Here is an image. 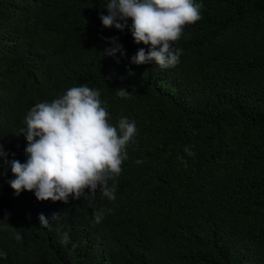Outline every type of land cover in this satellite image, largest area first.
I'll return each mask as SVG.
<instances>
[{
    "label": "trees",
    "instance_id": "trees-1",
    "mask_svg": "<svg viewBox=\"0 0 264 264\" xmlns=\"http://www.w3.org/2000/svg\"><path fill=\"white\" fill-rule=\"evenodd\" d=\"M106 3L0 0L9 159L27 158L31 107L73 86L99 89L112 124L126 116L137 126L122 172L108 181L112 201L99 189L68 203L15 195L0 158V264H264V0H203L201 19L175 42L180 63L166 69L130 62L148 46L102 26ZM108 37L126 54L105 55ZM65 232L71 243L61 242Z\"/></svg>",
    "mask_w": 264,
    "mask_h": 264
},
{
    "label": "clouds",
    "instance_id": "clouds-1",
    "mask_svg": "<svg viewBox=\"0 0 264 264\" xmlns=\"http://www.w3.org/2000/svg\"><path fill=\"white\" fill-rule=\"evenodd\" d=\"M202 7L203 0H107V14L101 13L99 18L103 27H115L121 32L127 29L136 44L148 46L147 51L139 48L130 58L131 63L152 62L166 69L180 63L183 50L175 47V42L186 24L201 19ZM105 41L111 44L104 49L105 55L126 54L118 37ZM117 95L127 98L130 93L121 88ZM100 97L99 89L73 86L51 102L31 107L21 130L27 141L25 162L9 159V152L0 144V158L14 176L9 184L15 195L28 190L39 201L68 203L70 198L94 196L99 189L102 198L115 200L116 185L109 186L108 181L122 172V162L128 158L127 145L134 143L137 126L126 116L112 124ZM184 152L195 155L188 146ZM179 159L184 162L182 157ZM103 216V209L94 211L93 222H102ZM38 220L41 226L50 227L43 213ZM61 242L71 243L67 232Z\"/></svg>",
    "mask_w": 264,
    "mask_h": 264
}]
</instances>
